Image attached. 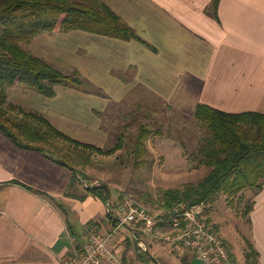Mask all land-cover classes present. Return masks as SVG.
<instances>
[{
    "label": "crops",
    "instance_id": "crops-1",
    "mask_svg": "<svg viewBox=\"0 0 264 264\" xmlns=\"http://www.w3.org/2000/svg\"><path fill=\"white\" fill-rule=\"evenodd\" d=\"M98 1L141 40L82 30L39 35L28 46L32 54L63 71H79L90 90L59 86L49 98L15 86L7 103L17 110H8L9 116L42 115L74 140L104 148L109 135L103 118L136 93L187 116L200 104L230 114H264V0H221L218 20L209 12L213 0ZM61 96L85 109L70 106L52 114ZM83 175L0 130V264H62L87 242L91 225L118 221V195L112 192L108 207L89 195L99 185ZM253 201L246 242L264 264V187ZM131 235L121 228L110 242L122 264H203L161 235L142 236L146 250Z\"/></svg>",
    "mask_w": 264,
    "mask_h": 264
},
{
    "label": "trees",
    "instance_id": "trees-1",
    "mask_svg": "<svg viewBox=\"0 0 264 264\" xmlns=\"http://www.w3.org/2000/svg\"><path fill=\"white\" fill-rule=\"evenodd\" d=\"M220 2L213 0L209 11L217 20ZM75 30L124 41L141 40L109 6L98 0H0V130L17 145L39 150L78 175L95 162L96 156H111L122 150L124 133L118 137L115 148H99L74 140L42 115L18 112L22 118L9 116L8 110L17 108L7 103L8 90L15 86L49 98L56 96L59 86L83 92L90 90L79 71H63L25 49L41 34ZM194 116L204 130L198 161L208 173L198 181L163 190L165 210L177 203L204 204L210 213L222 197L235 203L244 201L248 191L261 192L264 187V114H230L200 104ZM155 133L143 126L135 142L137 156L146 155L145 142ZM112 192L108 184L88 189L89 195L106 204L111 201ZM254 205L250 200L246 212L250 214ZM111 217L108 215L109 219ZM136 236L141 239L143 235ZM248 250L250 264H260L259 254L250 242Z\"/></svg>",
    "mask_w": 264,
    "mask_h": 264
},
{
    "label": "rangeland",
    "instance_id": "rangeland-1",
    "mask_svg": "<svg viewBox=\"0 0 264 264\" xmlns=\"http://www.w3.org/2000/svg\"><path fill=\"white\" fill-rule=\"evenodd\" d=\"M25 49L33 53L28 46ZM70 106L76 110L81 107L85 109V104L80 107L78 102L67 101L62 97L52 104L51 113L55 114ZM86 106L89 108L90 105ZM103 120L104 129L109 135V143L104 148H115L118 137L124 133L123 149L111 156H96L95 162L87 170H82L87 174L82 178L88 183L108 184L118 195V200L129 195L138 205L159 215L165 211L163 190L179 188L207 175L208 170L199 164L197 153L204 138V130L194 115H183L159 100H149L146 94L136 93L111 107ZM143 126L156 133L145 142L146 155L137 156L135 142ZM258 194L248 191L244 201L235 203L222 197L211 209L212 212L208 213L207 209L209 221L215 223L228 247L235 252L239 264L251 262L247 257L249 250L246 240L251 237L252 223L251 215L246 211L250 200ZM114 205L112 210L116 213ZM108 207H111L110 202ZM130 239L135 241L133 235Z\"/></svg>",
    "mask_w": 264,
    "mask_h": 264
},
{
    "label": "built area",
    "instance_id": "built-area-1",
    "mask_svg": "<svg viewBox=\"0 0 264 264\" xmlns=\"http://www.w3.org/2000/svg\"><path fill=\"white\" fill-rule=\"evenodd\" d=\"M207 209L204 204L188 206L177 203L154 215L126 195L118 205V221L111 227L103 223L91 225L87 242L78 246L62 264H122L119 254L110 246L121 228L131 231L142 250H146L147 246L136 235H161L162 240L172 242L179 252L198 257L203 264H239L215 223L209 221Z\"/></svg>",
    "mask_w": 264,
    "mask_h": 264
},
{
    "label": "water",
    "instance_id": "water-1",
    "mask_svg": "<svg viewBox=\"0 0 264 264\" xmlns=\"http://www.w3.org/2000/svg\"><path fill=\"white\" fill-rule=\"evenodd\" d=\"M92 187H93V186H92ZM92 187H91V188H92Z\"/></svg>",
    "mask_w": 264,
    "mask_h": 264
}]
</instances>
